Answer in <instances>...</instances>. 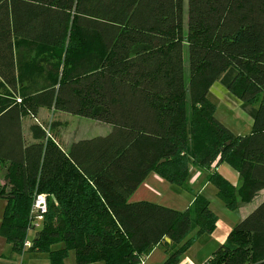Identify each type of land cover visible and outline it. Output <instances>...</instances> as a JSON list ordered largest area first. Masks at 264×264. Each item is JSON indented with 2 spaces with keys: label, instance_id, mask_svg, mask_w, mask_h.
<instances>
[{
  "label": "trees",
  "instance_id": "16d2710c",
  "mask_svg": "<svg viewBox=\"0 0 264 264\" xmlns=\"http://www.w3.org/2000/svg\"><path fill=\"white\" fill-rule=\"evenodd\" d=\"M0 79V121L14 122L0 126V236L13 253L139 264L164 244V264H177L218 218L202 193L182 211L130 202L150 173L189 190L190 169L204 172L229 210L264 190V0H0ZM215 82L241 102L248 134L216 119ZM39 108L111 130L66 150L37 123L25 144L20 118ZM39 194L46 211L29 240ZM205 264H264V199Z\"/></svg>",
  "mask_w": 264,
  "mask_h": 264
},
{
  "label": "rangeland",
  "instance_id": "374dc122",
  "mask_svg": "<svg viewBox=\"0 0 264 264\" xmlns=\"http://www.w3.org/2000/svg\"><path fill=\"white\" fill-rule=\"evenodd\" d=\"M24 52L28 51V46L23 47ZM184 68H185V76L186 80L188 77V57L187 52L184 50ZM188 81V80H187ZM224 87L220 82L215 84L212 93L215 96V89L223 90ZM237 105H230L224 101L218 103L217 112L215 117L219 120L223 125L230 128L232 132L237 135H246L249 133L250 128H247V124L249 122L250 117L247 113L242 109V104L239 101ZM220 104V105H219ZM24 126L25 132L28 134V140L31 139L30 134V126L33 124L40 123L43 127L48 130L49 134L52 135V139L58 142L63 149H68L69 144L74 140L80 139L82 136H87L86 138H91L93 136H98L100 133H104L102 135L108 134V131L103 130L105 124H101L95 122L93 120H89L87 118L66 114L62 112L54 111L53 109L47 108H39L34 116L27 115L24 118ZM108 126V125H107ZM250 126V124L248 125ZM101 131V132H99ZM106 131V132H105ZM84 139V138H83ZM221 171L223 172V176L232 184H238V175L234 172L229 166L222 165ZM7 167V164H1L0 168V184L4 183L2 179V173L4 169ZM225 169H228L226 171ZM206 175V173H203ZM149 176V177H148ZM145 179L146 188L142 186L140 189H143V193H140V197L145 198L149 202L161 204L166 207L174 208L177 210H184L187 208V204L198 190H200L202 184L201 177L196 182L195 180V170L193 168L190 169V174L187 179V186L189 190L181 188L176 185H172L164 180L160 179L155 173H150ZM161 181V183L159 182ZM206 181V180H205ZM237 182V183H236ZM148 185V186H147ZM209 188H204L200 191L210 202V208L216 214L218 221L216 229L211 236H214L215 240L222 239L226 240L231 229L236 226L248 213H250L259 202L264 199V190H261L259 194L249 203H243L238 205L237 210H229L224 204L217 198L213 197L212 191L216 192L214 186L209 183ZM150 186V187H149ZM154 190H152V189ZM38 229H31L28 233V238L31 240ZM23 252V262L24 264H50L47 255L44 253L33 252L29 250H25ZM13 256H15V260L21 257L19 254L12 252L11 246H9V252ZM6 256H8L6 254ZM35 257H38L35 259ZM2 259V257H1ZM4 263H6L7 258L4 257ZM14 260V259H11ZM21 260V259H19ZM17 264H22L20 261L15 262ZM14 264V263H13ZM60 264H76L75 256L73 252H69L67 257Z\"/></svg>",
  "mask_w": 264,
  "mask_h": 264
},
{
  "label": "crops",
  "instance_id": "0c3cea01",
  "mask_svg": "<svg viewBox=\"0 0 264 264\" xmlns=\"http://www.w3.org/2000/svg\"><path fill=\"white\" fill-rule=\"evenodd\" d=\"M1 79H0V83H1ZM218 82H215L210 90H209V100L215 105L216 110H215V114L217 112V108H218V103H220L221 101H224L232 106L237 105L238 106V100L235 99L230 93L229 91L225 88L222 87L223 90L220 89H215V96L214 93H212V90L215 86V84H217ZM2 84V83H1ZM2 86V85H1ZM3 87H0V89H2ZM8 99H12V100H16L19 101V99L16 96H11V97H7ZM220 105V104H219ZM25 116H21L20 118V123H21V131H22V137H23V141L28 142V134L27 132H25V126L23 124L24 122V118ZM251 118L249 119V122L247 124V128H250L251 126ZM12 124H14L13 119L12 118H4L2 119V121H0V126L2 127V132L8 133V127H10ZM250 124V126H248ZM104 126L103 130H106L108 132H110V127L107 125H102ZM230 129V128H229ZM105 131V132H106ZM101 132V131H99ZM234 133V132H233ZM104 133H100L99 135H102ZM96 136V135H95ZM87 136H82L80 139L81 140L83 138H86ZM78 140H74L78 141ZM71 142L69 144V146L73 143ZM7 163V162H6ZM8 164V163H7ZM225 165V164H222ZM222 165H219L217 168V171L223 176V172L221 171V167H223ZM195 170V169H194ZM226 171H228V169H225ZM204 172H199L197 170H195V180L196 182L199 180V178L201 177L202 179V186L200 188V190H198L196 193H201L200 191H202L203 187L204 188H209L208 186L209 183H207L206 180V175L203 174ZM149 177V176H148ZM238 178V177H237ZM146 181V180H145ZM142 184V186H144V188H146V182H148V180ZM161 183V181H159ZM237 183V182H236ZM162 184V183H161ZM235 185V184H233ZM142 186H139L138 189L133 193V195L130 197L129 201L130 202H138V201H148L145 200V198L140 197V193H143V189H140ZM148 186V185H147ZM150 187V186H149ZM152 189V188H151ZM153 190V189H152ZM154 191V190H153ZM140 192V193H139ZM213 197L217 198L216 196V192L212 191ZM259 194V193H258ZM257 194V195H258ZM218 199V198H217ZM263 200V199H262ZM193 201V197L190 200V202L187 204V208L190 206V204ZM149 202V201H148ZM161 205V204H160ZM6 206V202L3 199H0V222L2 219V215H3V211L4 208ZM170 208V207H169ZM185 208V209H187ZM174 209V208H173ZM184 209V210H185ZM177 210V209H176ZM213 211V210H212ZM166 243H169L167 241V239L165 240ZM225 241L222 239H218L215 240L214 236H211L210 234H205V235H201L197 238L194 239L192 246L181 256L179 262L177 264H205L206 260L211 256V254L221 245L223 244ZM9 245L5 242V240L0 236V264H13L15 262H21L22 264H24L23 262V255H20L21 257H19L18 259L15 260V256H13L11 253H9ZM168 248L164 245V244H159L157 245L150 253L149 255L145 258V260H143L141 263L139 264H164L167 257H168ZM6 254L8 256H6ZM2 257V259H1ZM4 257L7 258V262L4 263ZM38 257H35V259ZM14 259V260H11ZM21 259V260H19Z\"/></svg>",
  "mask_w": 264,
  "mask_h": 264
},
{
  "label": "built area",
  "instance_id": "2783aa9c",
  "mask_svg": "<svg viewBox=\"0 0 264 264\" xmlns=\"http://www.w3.org/2000/svg\"><path fill=\"white\" fill-rule=\"evenodd\" d=\"M46 211V195L39 194L35 196L33 201L31 214L34 216V224L32 229H37L39 227V223L42 220V214ZM30 241H26L24 243V249L30 247ZM17 264V263H15Z\"/></svg>",
  "mask_w": 264,
  "mask_h": 264
},
{
  "label": "water",
  "instance_id": "95a60500",
  "mask_svg": "<svg viewBox=\"0 0 264 264\" xmlns=\"http://www.w3.org/2000/svg\"><path fill=\"white\" fill-rule=\"evenodd\" d=\"M167 241L170 242L169 239H167Z\"/></svg>",
  "mask_w": 264,
  "mask_h": 264
}]
</instances>
